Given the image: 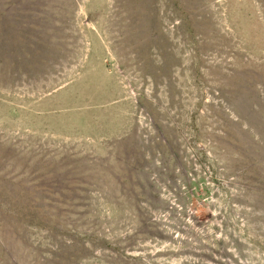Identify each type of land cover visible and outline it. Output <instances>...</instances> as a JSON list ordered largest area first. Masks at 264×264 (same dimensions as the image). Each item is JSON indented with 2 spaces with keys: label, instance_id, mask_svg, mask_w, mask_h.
I'll use <instances>...</instances> for the list:
<instances>
[{
  "label": "rangeland",
  "instance_id": "374dc122",
  "mask_svg": "<svg viewBox=\"0 0 264 264\" xmlns=\"http://www.w3.org/2000/svg\"><path fill=\"white\" fill-rule=\"evenodd\" d=\"M0 264H264V0H0Z\"/></svg>",
  "mask_w": 264,
  "mask_h": 264
}]
</instances>
